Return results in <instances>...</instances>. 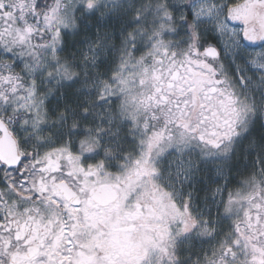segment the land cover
I'll return each instance as SVG.
<instances>
[{"label":"snow or ice","instance_id":"snow-or-ice-1","mask_svg":"<svg viewBox=\"0 0 264 264\" xmlns=\"http://www.w3.org/2000/svg\"><path fill=\"white\" fill-rule=\"evenodd\" d=\"M0 264H264V0H0Z\"/></svg>","mask_w":264,"mask_h":264}]
</instances>
